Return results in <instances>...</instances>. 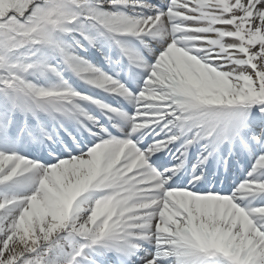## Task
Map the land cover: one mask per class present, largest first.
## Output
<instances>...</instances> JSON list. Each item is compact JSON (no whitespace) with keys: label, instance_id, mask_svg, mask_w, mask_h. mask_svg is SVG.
<instances>
[{"label":"snow or ice","instance_id":"6c2138e0","mask_svg":"<svg viewBox=\"0 0 264 264\" xmlns=\"http://www.w3.org/2000/svg\"><path fill=\"white\" fill-rule=\"evenodd\" d=\"M0 264H264V0H0Z\"/></svg>","mask_w":264,"mask_h":264}]
</instances>
